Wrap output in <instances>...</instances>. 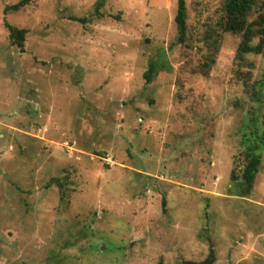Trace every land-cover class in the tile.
<instances>
[{
  "label": "rangeland",
  "instance_id": "374dc122",
  "mask_svg": "<svg viewBox=\"0 0 264 264\" xmlns=\"http://www.w3.org/2000/svg\"><path fill=\"white\" fill-rule=\"evenodd\" d=\"M20 1L0 0V264H183L210 242L214 264H264V148L252 195H233L264 136V52L238 58L227 0H185L183 44L179 0L6 11Z\"/></svg>",
  "mask_w": 264,
  "mask_h": 264
},
{
  "label": "trees",
  "instance_id": "16d2710c",
  "mask_svg": "<svg viewBox=\"0 0 264 264\" xmlns=\"http://www.w3.org/2000/svg\"><path fill=\"white\" fill-rule=\"evenodd\" d=\"M31 2L32 0H21L15 5L7 6L6 11H19ZM256 2L257 0H227L225 4V22L222 28L224 32L242 34L243 40L238 47V58L241 60L244 59L246 54H260L264 52V14H262L260 19L255 21V23L251 24L248 20ZM187 18L186 2L185 0H179L175 22L178 31L177 40L181 44L185 43L187 39ZM256 25L257 28H255ZM7 28L13 45L17 46L21 51H24L27 30L9 24H7ZM257 37H259L261 41L259 44L253 45V41ZM157 71V65L151 63L148 72L145 74L146 81L149 83L152 82ZM251 93L256 102H259L261 96L259 89L252 85ZM258 129L256 132H252V137L247 140L248 147L244 153L245 166L241 178L237 180V184L233 189V195L241 198H248L252 195L254 183L262 163V155L259 152L264 148V136L258 135Z\"/></svg>",
  "mask_w": 264,
  "mask_h": 264
},
{
  "label": "water",
  "instance_id": "95a60500",
  "mask_svg": "<svg viewBox=\"0 0 264 264\" xmlns=\"http://www.w3.org/2000/svg\"><path fill=\"white\" fill-rule=\"evenodd\" d=\"M215 261H216V255H215L214 245L213 243L210 242L209 255L206 258V260L202 262L185 261L183 262V264H214Z\"/></svg>",
  "mask_w": 264,
  "mask_h": 264
}]
</instances>
